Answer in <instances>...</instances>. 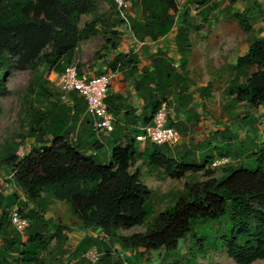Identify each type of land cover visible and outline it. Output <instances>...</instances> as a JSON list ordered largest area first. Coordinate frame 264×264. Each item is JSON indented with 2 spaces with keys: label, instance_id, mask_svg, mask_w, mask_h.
Here are the masks:
<instances>
[{
  "label": "trees",
  "instance_id": "1",
  "mask_svg": "<svg viewBox=\"0 0 264 264\" xmlns=\"http://www.w3.org/2000/svg\"><path fill=\"white\" fill-rule=\"evenodd\" d=\"M96 1L0 0V97L8 91L5 79L17 57L19 61L36 57L50 44L54 62L61 66L76 42L98 32V24L109 27L110 19L99 16ZM104 1L117 6L115 0ZM199 3L203 5L206 1ZM133 6L141 10V19L135 21L130 30L135 38L144 35L158 41L176 30L181 69L176 70L174 59L163 50L156 52L152 70L145 67L139 70L140 60L135 52L121 53L110 62L113 72L130 67L128 76L138 75L134 80L135 89L147 101L148 112L132 124L134 137L125 146L118 143L126 137L119 131L105 140L104 134L95 132L86 101L78 92L70 94L72 104L67 105L63 101L51 102L52 93L41 86L39 102L46 99L50 108L42 117L36 111L30 120L29 136L35 139V146L21 157L18 146L5 145L0 151V264H45L39 257L50 240H55L59 260L68 237L66 225L54 215L46 217L55 200L71 208L78 220L77 229L86 233L77 248L71 249L73 261L70 264H90L86 252L92 248L100 251L97 250L98 264H142L146 253L161 250L165 252L161 264H177L183 257L178 251L179 242L190 235H193V243L187 250L186 264H197L204 242L211 246L220 239L227 255L237 264L264 260V137L260 141L255 140L256 136L252 138V155L259 163L256 169L229 164L221 166L223 175L220 177H216L220 167L207 168L213 162L211 157L202 164L195 163L191 157L194 149L172 152L169 146L160 151L162 148L153 147L148 140L145 150L138 153L136 137L153 123L163 104L175 106L176 115L190 112L191 129L197 127L200 120L197 109L191 107L194 97L188 93L189 77L184 73L190 46L188 29L186 19L177 21L180 10L176 0H135ZM85 14H93L94 20L81 29V17ZM235 17L247 33L254 31L246 13L237 12ZM113 34L117 32H111ZM117 47L113 42L112 48ZM253 66L258 70L236 89V95L239 101L251 107L261 106L264 111V35L252 38L248 53L240 56L236 65L239 69ZM59 69L61 73L66 70ZM78 74L83 77L80 68ZM173 85L178 91L175 104L170 100ZM169 122L171 127L182 129L171 119ZM227 136L232 138V133ZM108 143H113L109 152ZM102 153L107 156L104 163L98 159ZM139 159L162 167V173L172 179H182L188 172L196 174L203 170L208 179L199 182L191 177L174 204L156 213L151 203L154 191L143 183L139 166L132 170ZM10 173L12 179L5 180ZM4 180L11 185L12 192L3 190ZM15 205L29 221L24 237L12 225L11 210ZM219 222L225 223V228L216 231L214 227ZM136 227H145V230L128 236L120 233ZM109 242L117 244L122 251H132L131 255H117Z\"/></svg>",
  "mask_w": 264,
  "mask_h": 264
},
{
  "label": "rangeland",
  "instance_id": "2",
  "mask_svg": "<svg viewBox=\"0 0 264 264\" xmlns=\"http://www.w3.org/2000/svg\"><path fill=\"white\" fill-rule=\"evenodd\" d=\"M115 1L117 6L114 7L104 0L96 1L99 16L105 20L109 17V27L98 24V32L88 39L76 42L72 53L62 60L61 66L54 62L53 47L50 44L36 57H29V59L27 58L22 61L18 60L19 57L15 59V66L12 67L5 79L8 91L0 97V151L5 145L18 146V155L21 157L27 150L35 146V139L29 136L30 120L36 111L40 112L39 116L42 117V114L50 108L49 101L46 99H42V102H39L38 95L42 91V85L52 93L51 102H55L56 100L61 101V93L56 85L58 82L57 75L61 74L60 67L68 68L71 65H76L84 76L89 74L98 75L97 67L101 64H108V60H110L113 52L120 53L121 44L125 40L128 45L134 42L142 43L141 48H139L141 51L143 48L145 50H148L150 47L155 48L162 39H166V42L162 43V46L165 45L171 48V44L175 39V33H171V36L168 35L166 38H161L158 41H152L148 37L145 38L144 35L135 38L130 33V30L133 23L141 19L140 8L133 6L135 0H123L128 3V8L121 7L117 0ZM199 1H206V3L200 5ZM199 1L176 0L180 10L177 21L181 22L186 19L185 28L188 29L187 42L190 45L187 49L192 52L191 56H194L193 66L195 67V71L193 73L199 74L203 72V76H196L195 78L198 81L200 80V83L209 81L212 84V95L203 97L202 100L206 110L199 112L198 120L202 121V124L204 121L208 122L205 131L213 128H225L229 123L233 125L234 131H230L229 129V134L232 133V143L227 138V132L226 134L217 133L216 135L211 132V136L208 134L207 139L198 142V144L192 141L193 143L188 144V149H194L191 157L194 158L197 164L203 163L207 157L219 154L227 155L232 160V166L243 165L249 169H256L259 163L255 161L256 157L252 155L254 153L252 138L256 136L255 140L257 141L263 138L264 111L262 107H251L247 102L239 101L236 89L240 85L246 84L247 78L257 71L258 68L257 66H253L251 68L239 69L236 65L239 57L248 53L252 38L264 35V0H235L234 2L233 0ZM237 12L247 14L254 28L253 32L247 33L239 26L235 17ZM93 20V14L83 15L79 25L80 28L83 29L86 24L91 23ZM111 32H117V34L111 35ZM113 42L118 45L116 50L112 48ZM131 51L133 50L129 48L128 53ZM144 53L141 52V54ZM167 53H170L172 58L177 57V53L174 55L172 49H169ZM20 65H23V68H20ZM66 98L67 105L72 104L71 97ZM233 101H235L234 106L232 105ZM193 113L191 112V114ZM170 116L169 114L168 123H170ZM249 117L256 120V123L252 122L254 127L243 124L246 121L248 122ZM257 123H259L260 129L257 125L255 126ZM194 129L196 130L197 128ZM179 130L181 131L182 129L180 128ZM106 136H102L103 140H105ZM193 140H195L194 136ZM215 143L218 144V149L213 146ZM182 144H184L183 140L175 148L171 146L170 148L168 145H151L164 150H167L168 147L172 151H178L179 146ZM112 145L113 143H108L110 148H112ZM106 157L102 153L98 159L101 163H104L107 160ZM205 172L206 170L200 171L197 174L188 172L183 179H172L163 173L156 172L152 175L151 168H149V172L146 170L144 178L149 182L151 189L154 191L151 203L155 212L160 213L172 206L191 177H194L199 182L206 181L208 178ZM216 175L217 177L223 175L222 167L217 169ZM7 185L4 180V190L9 193L12 192L13 188L11 185ZM53 215L62 224L67 226L65 234L68 240L64 245L65 251L61 253L59 260L56 259V243L55 240H50L39 258L44 260L45 264H55V262L57 264H70L73 261L71 249L74 251L79 245V234L77 235L78 220L65 202L57 200L50 206V211L46 217L49 218ZM219 228L224 229L225 223L219 222L215 224L214 229L217 231ZM144 230L145 227H136L130 231H121L120 233L128 236L143 232ZM92 233L90 235L93 236ZM192 240L193 235H190L185 240L179 242L178 251L183 257L177 264H186V260L188 259L187 250L193 243ZM109 243L111 249L115 250L117 255L123 253L128 257L132 253L130 250L122 251L113 242ZM221 243V239L211 246L207 244V241L204 242L202 249H199L197 264H237L227 255L226 247ZM95 249L98 250L97 248H92L86 254ZM164 254V250L146 253L142 257L141 262L142 264H161ZM253 264H264V260Z\"/></svg>",
  "mask_w": 264,
  "mask_h": 264
},
{
  "label": "crops",
  "instance_id": "3",
  "mask_svg": "<svg viewBox=\"0 0 264 264\" xmlns=\"http://www.w3.org/2000/svg\"><path fill=\"white\" fill-rule=\"evenodd\" d=\"M174 33V31H173ZM171 36V35H170ZM171 38V37H170ZM167 38V39H170ZM166 42V39H162V41H159L158 46H155V48L150 47L148 50H145V48L142 49V51L139 49L141 48V44L142 43H138V42H134L133 44H126V40L121 44V50L120 53H128L129 52V48H131V52H135L138 55V58L140 60L139 62V70L141 71V69L145 68H150L151 70L153 69V63H154V59H155V54L158 50H163L164 52H168L169 49H172L174 51V55L175 53H177V57L173 58V65L175 66L176 70L179 71L180 65H181V55L177 46V42L174 39V41L171 44V48H168V46L163 45L162 43ZM162 46V47H161ZM144 51H146V53H144ZM141 52H143L144 54H141ZM188 57H187V66L186 69L184 71V73L189 77L190 81H188V85L187 87L189 88L188 93L193 95L194 100H193V104L191 105L195 107V109H197V112H204L206 110L205 105L203 104V97L206 96H210L211 94V90H212V84H210L209 81H207L206 83H200V80L198 81V79H196L195 77H199V76H203V72L199 73V74H194L193 72L195 71V67L193 66V57L191 56L190 50L188 51ZM120 53L118 52H113V55L110 57V60H108V64H110V62H112V60L114 59L115 56L119 55ZM170 56V53H169ZM103 65L101 64L99 67H97V70L100 73H113L112 69L109 67V65ZM131 68L130 67H126L123 68L121 67L120 69H118L117 71H115L113 80L111 85L109 86L108 92H107V103L110 107V111L113 114L114 118H115V131H119L121 133V135H126V137H123L122 140H120L118 143H121L123 146H125L126 144H128L132 138L134 137L132 134V130L131 128L134 126L132 125L134 122H136V120H138L139 118L142 117L143 114L148 112V108H147V101L140 96V94L137 93L135 86H134V80L135 77L138 76L137 74L133 77L128 76L129 72H130ZM98 74V75H99ZM140 74V73H139ZM84 76V75H83ZM94 75H86L84 77L87 78H91ZM201 88H208L207 91L200 90ZM173 94L170 97V100L172 101L173 104L176 103L177 101V97H178V91H177V86L173 85ZM233 106L235 105V101H233ZM174 107H168V116L169 114L171 115L170 119L172 120L173 123H175L176 125H181L182 130L180 131L179 129L178 132L180 134H182V139L184 144H182L181 146H179V149L177 152H185L186 149L189 148L188 144H191L192 141H195L197 144L198 142H202L205 139H207L208 134L211 136L212 133H215V135L217 133H222L225 134L226 133V128L228 127L230 129V131H234L233 130V125H231V123H229V125L227 127H222V128H213L210 130L205 131L206 126H208V122L204 121V123L202 124V121L199 123V125L195 128V129H191L193 122L188 120V112L187 111H183L182 113H179L178 115H176L175 111H174ZM261 108V106H260ZM256 123V120L254 118L249 117L248 122L246 124H248V126L252 127L251 124L252 122ZM251 122V123H250ZM258 126V128L260 129L259 123L256 124ZM176 128V127H174ZM214 131V132H213ZM194 134H193V133ZM212 132V133H211ZM229 131H227V134ZM263 133V131H261ZM261 133V134H262ZM112 134V133H111ZM111 134L107 135L106 137H111ZM193 136L195 137V140H193ZM264 137V134L263 136ZM228 138V137H227ZM230 142H233V138H229ZM113 142V139L111 140ZM147 142H137L136 146H137V151L138 153H142L145 148H146V144ZM150 144V143H149ZM151 145V144H150ZM213 146L218 149V144H213ZM111 148H109L107 146V152L110 151ZM164 149H161L160 151H162ZM174 151V150H173ZM172 151V152H173ZM91 152H89L90 154ZM175 155L178 156V154L175 152ZM219 156H224V155H219V154H214L213 156H211V162L214 161L216 158H218ZM202 164V163H201ZM140 167L142 170V181L143 183H145L150 189V184L147 180H145V171L148 170L149 172V168H151V171L153 172L152 175H154L156 172L158 173H162L163 172V168L162 167H154L151 166L150 164H148L147 162L142 161V159H139L138 161H136L135 165L133 166L132 170H134L136 167ZM209 166L211 167V165L209 164L207 168H209ZM217 173V172H216ZM197 174V173H196ZM217 177V175H216ZM183 179V178H182ZM152 190V189H151ZM92 233V231L89 232V234ZM79 234V240L82 239L86 233L80 229H78L77 231V235ZM83 234V236H82Z\"/></svg>",
  "mask_w": 264,
  "mask_h": 264
},
{
  "label": "built area",
  "instance_id": "4",
  "mask_svg": "<svg viewBox=\"0 0 264 264\" xmlns=\"http://www.w3.org/2000/svg\"><path fill=\"white\" fill-rule=\"evenodd\" d=\"M117 2L121 7L128 8L129 6L123 0H117ZM113 73L94 75L91 78L79 77L78 67L71 65L63 73L57 75L58 82L56 85L61 93L60 100L66 102V97H69L72 92H78L83 96L87 105V113L93 118L94 130L99 135H109L115 131V118L106 101L107 92L114 77ZM136 139L139 142H147L149 140L154 145H168L171 147L180 145L183 140L178 130L171 127L168 123V105L166 103L163 104L156 114L153 123L143 128L142 133ZM231 163L232 160L229 157L223 156L216 158L212 162L211 167L217 168ZM12 177L13 174L10 173L4 179L10 180ZM22 199L25 200L24 197ZM11 220L12 225L24 237L29 227V221L22 217L20 208L17 205L11 210ZM86 256L90 264L99 263L100 254L96 249L91 250Z\"/></svg>",
  "mask_w": 264,
  "mask_h": 264
}]
</instances>
